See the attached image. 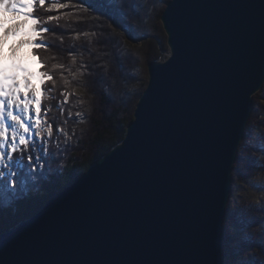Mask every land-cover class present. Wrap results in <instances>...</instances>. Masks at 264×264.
Wrapping results in <instances>:
<instances>
[{
  "label": "water",
  "instance_id": "obj_1",
  "mask_svg": "<svg viewBox=\"0 0 264 264\" xmlns=\"http://www.w3.org/2000/svg\"><path fill=\"white\" fill-rule=\"evenodd\" d=\"M169 52L121 143L0 234V264H225L239 147L264 86V0H171Z\"/></svg>",
  "mask_w": 264,
  "mask_h": 264
},
{
  "label": "trees",
  "instance_id": "obj_2",
  "mask_svg": "<svg viewBox=\"0 0 264 264\" xmlns=\"http://www.w3.org/2000/svg\"><path fill=\"white\" fill-rule=\"evenodd\" d=\"M169 1L83 0L80 3L79 0H46L43 8L38 4L34 7L33 14L40 19L41 26L51 29L42 36L51 47L33 49V57L39 72L47 70L57 79L56 90L52 92L57 99H43V106H55L58 99H63L60 92L65 86L60 79L61 71L59 68L53 71V65H63V75L70 81L69 73L82 72L84 75L67 88L76 94L65 105L72 112L63 124L66 135L60 134L59 141L54 139L49 145L57 162L49 159L48 167L36 178L25 173L26 183L15 194L0 184V234L32 217L58 192L85 174L95 160L122 142L148 84L147 66L164 59L163 53L167 51L164 43L158 46L156 39L160 38L162 30L160 17L165 9L162 3ZM53 2L67 3L68 7L48 12ZM50 15L58 16L59 20L49 22ZM140 39H144L143 47L134 45ZM34 51L39 55H34ZM42 87L51 89L52 86L46 82ZM262 99V91L254 96L255 107L233 170L235 180L249 176L258 167V158L247 141L254 128L264 130V120L258 113ZM77 112L81 113L80 117L75 115ZM65 116L67 112L63 116L58 111L49 113L54 124H61ZM260 142L264 147V133ZM231 212L232 203L227 215ZM240 218L245 225L256 228L241 245L244 264H264V231H261L264 208L251 207ZM228 228L229 219L225 221L226 264L233 254Z\"/></svg>",
  "mask_w": 264,
  "mask_h": 264
},
{
  "label": "snow or ice",
  "instance_id": "obj_3",
  "mask_svg": "<svg viewBox=\"0 0 264 264\" xmlns=\"http://www.w3.org/2000/svg\"><path fill=\"white\" fill-rule=\"evenodd\" d=\"M79 2L83 3V0ZM37 4L43 8L46 0H0V184L10 188L13 194L26 183L28 176L36 178L43 174L49 159L57 162L49 145L54 139L58 142L60 134L66 135L63 124L67 123L72 112L65 105L76 94L67 88L84 75L82 72L69 73L70 81L63 75V65H53V71L57 68L61 71L60 79L65 86L60 92L63 99H58L55 106H43V99H57L52 95L57 79L47 70L33 73L21 56L25 46L34 50L51 47L42 40L51 29L41 26L40 19L33 14ZM67 7V3L53 2L48 12ZM47 19L51 22L59 17L50 15ZM34 55L39 53L34 51ZM37 80L40 86L35 82ZM46 82L51 84V89L42 87ZM54 111L62 116L67 112L61 124H54L49 118V113ZM75 115L80 117L81 113Z\"/></svg>",
  "mask_w": 264,
  "mask_h": 264
},
{
  "label": "rangeland",
  "instance_id": "obj_4",
  "mask_svg": "<svg viewBox=\"0 0 264 264\" xmlns=\"http://www.w3.org/2000/svg\"><path fill=\"white\" fill-rule=\"evenodd\" d=\"M162 4L165 6L166 9L167 3H162ZM161 17H160V22H161ZM161 28L162 30L160 31L161 33L159 34L160 38H157L156 41L158 46H161L163 43L166 46L167 51L163 53L164 59L160 60L163 61L167 58L169 48L167 45V36L164 32L162 23H161ZM143 41L144 39L136 40L134 45H136L137 47H143L144 46ZM9 43H11V41ZM5 55H7V46L5 48ZM21 56L23 57L24 63L26 64V66L29 68L30 71H32L33 73H39V68H38L39 65L36 59L33 57V48L31 46H25L21 50ZM147 77L149 80L148 66H147ZM35 82L37 83L38 86H40L38 80ZM261 91L264 96V86L261 89ZM261 91L259 93H261ZM259 106H260V111L258 112L259 117L264 120V99H262ZM263 133L264 130L261 127H256L254 128L251 136L248 138L247 141V144L250 145V147H253L252 150L253 155L258 158V167L254 169L249 176L240 177L236 180L233 177L232 193L230 195L229 204L227 206V210H228L230 204L232 203V212L230 213V215H226L225 217V221L229 219L228 230L232 235V240L230 242V245L233 254L229 259L228 264L245 263L244 257L240 253L241 245L252 235L254 231H256V228L245 225L242 222L240 217L242 216L243 212L250 209L251 207L264 208V147L261 145L260 142V138L263 135ZM244 140L245 139H243V141ZM261 231H264V225L261 227Z\"/></svg>",
  "mask_w": 264,
  "mask_h": 264
},
{
  "label": "bare ground",
  "instance_id": "obj_5",
  "mask_svg": "<svg viewBox=\"0 0 264 264\" xmlns=\"http://www.w3.org/2000/svg\"><path fill=\"white\" fill-rule=\"evenodd\" d=\"M237 161V160H236ZM236 164V163H235Z\"/></svg>",
  "mask_w": 264,
  "mask_h": 264
}]
</instances>
